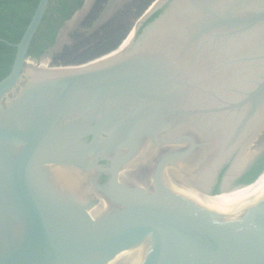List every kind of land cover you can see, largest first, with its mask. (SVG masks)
<instances>
[{"label": "water", "instance_id": "obj_1", "mask_svg": "<svg viewBox=\"0 0 264 264\" xmlns=\"http://www.w3.org/2000/svg\"><path fill=\"white\" fill-rule=\"evenodd\" d=\"M48 4L0 80V264H264V0H156L70 67L27 59Z\"/></svg>", "mask_w": 264, "mask_h": 264}, {"label": "trees", "instance_id": "obj_2", "mask_svg": "<svg viewBox=\"0 0 264 264\" xmlns=\"http://www.w3.org/2000/svg\"><path fill=\"white\" fill-rule=\"evenodd\" d=\"M155 1L131 0L104 24L93 29L108 4V0H94L88 13L70 31L72 44L53 52L60 30L83 7L85 0H49L46 13L29 47L27 59L39 61L50 54L48 62L51 67H70L105 56L121 46L133 25ZM38 2L39 0H0V80L8 74L14 59L15 48L9 44L19 42ZM263 170L264 155L240 182H254Z\"/></svg>", "mask_w": 264, "mask_h": 264}, {"label": "rangeland", "instance_id": "obj_3", "mask_svg": "<svg viewBox=\"0 0 264 264\" xmlns=\"http://www.w3.org/2000/svg\"><path fill=\"white\" fill-rule=\"evenodd\" d=\"M131 0H108V4L106 5L102 15L98 19V21L95 23L93 29L98 28L102 24H104L108 19H110L123 5L130 2ZM81 19V18H80ZM79 20H76V22L73 24V26L69 27L68 29L65 28L63 32L60 34V37L53 49V52L60 50L65 45L72 44L71 39L69 38V33L72 29H74L77 26V23ZM135 27V24L133 25V28ZM131 29V31L133 30ZM52 53V52H51ZM50 54L44 58L45 60L50 59Z\"/></svg>", "mask_w": 264, "mask_h": 264}, {"label": "built area", "instance_id": "obj_4", "mask_svg": "<svg viewBox=\"0 0 264 264\" xmlns=\"http://www.w3.org/2000/svg\"><path fill=\"white\" fill-rule=\"evenodd\" d=\"M134 31V28L133 30L129 33V35L126 37V39H128V37L130 36V34H132ZM125 39V41H126ZM123 41V42H125ZM34 65L36 66H41V67H50V64L47 60L43 59V60H40V61H36V62H33Z\"/></svg>", "mask_w": 264, "mask_h": 264}, {"label": "bare ground", "instance_id": "obj_5", "mask_svg": "<svg viewBox=\"0 0 264 264\" xmlns=\"http://www.w3.org/2000/svg\"><path fill=\"white\" fill-rule=\"evenodd\" d=\"M131 36H132V34H130V36L128 37V39H126V41H125L124 44H123V47H126V46H127V44H128V42H129Z\"/></svg>", "mask_w": 264, "mask_h": 264}, {"label": "flooded vegetation", "instance_id": "obj_6", "mask_svg": "<svg viewBox=\"0 0 264 264\" xmlns=\"http://www.w3.org/2000/svg\"><path fill=\"white\" fill-rule=\"evenodd\" d=\"M93 3H94V1H93ZM93 5V4H92ZM239 183H241L240 181H239Z\"/></svg>", "mask_w": 264, "mask_h": 264}]
</instances>
